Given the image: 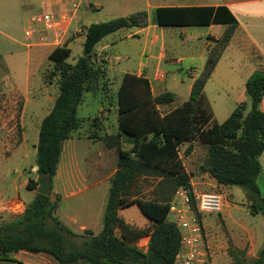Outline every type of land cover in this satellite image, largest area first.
<instances>
[{
    "label": "trees",
    "instance_id": "obj_1",
    "mask_svg": "<svg viewBox=\"0 0 264 264\" xmlns=\"http://www.w3.org/2000/svg\"><path fill=\"white\" fill-rule=\"evenodd\" d=\"M162 11L170 12L159 9L157 15ZM171 11L174 15L169 24H183L184 10ZM188 11L198 12L197 23H207L209 9ZM155 21H159V15ZM210 21L230 27L209 53L201 75L194 80L189 98L182 105L160 115L157 106L172 103L174 95L165 92L153 97L147 80L129 74L123 76L117 91L118 132L104 138L105 146L115 150L116 170L110 180L102 228L96 235L90 230L74 233L61 223L55 216L59 196L51 193V186L48 194L42 193L40 185L45 177L52 181L63 142L80 127L77 107L83 94L96 90L103 78V72L91 61L95 47L105 36L120 29L144 27L148 23L147 13L88 25L82 55L74 64L66 62L70 50L64 45L51 51L50 75L58 77L59 92L39 125L32 167L35 171L30 172L25 185L35 196L21 214L0 217V260L24 251L46 254L56 264H175L180 231L167 219L169 208L179 187L192 192L191 176L184 170L178 148L187 143L184 153L188 155L195 141L206 147V159L200 171L219 185L241 187L251 202V212L264 214V196L256 184L262 171L260 160L264 158V112L259 108L264 98V70L254 71L246 80L245 90L250 100L246 114L244 106L238 105L224 122H209L210 116L201 102L202 91L236 24L224 7H217ZM123 136L128 139V149L122 148ZM142 177L158 180V198L148 200L136 195ZM133 205L149 220L148 228H135L119 216L121 209ZM145 236L149 240L143 251L137 243ZM244 254L245 250L229 247L233 264H264V247L251 262H246Z\"/></svg>",
    "mask_w": 264,
    "mask_h": 264
},
{
    "label": "crops",
    "instance_id": "obj_2",
    "mask_svg": "<svg viewBox=\"0 0 264 264\" xmlns=\"http://www.w3.org/2000/svg\"><path fill=\"white\" fill-rule=\"evenodd\" d=\"M217 7L226 8L236 22L232 30L231 38L220 53L219 59L215 63L204 85L201 96V102L204 103L207 114L210 116L209 122L215 121L220 124L215 119L212 108L215 97L208 93L207 85L211 83L215 88L217 97H220V95L224 94L225 90L229 91L233 89L232 81L234 78H242L241 80L243 84H245L246 80L254 71L264 70V0H187L182 3H173V1H170L169 3L152 4L146 2V11L143 12L147 13V25L144 27L120 29L105 36L95 47L94 56L91 61L94 64L99 63L104 71L100 83L108 82L111 86L116 84V90L118 91L123 76L126 74L134 75L138 78L141 77L147 80L153 97L165 92H170L174 95V101L165 104H172V107L166 113L182 105L188 100L192 84L199 76L196 74L197 70L187 71L186 74L190 76V79L186 81L175 69H171L170 71H165L163 69L164 66H172L175 62H182L183 60L179 58L174 61L172 58V49L168 51L166 47L164 30L169 27L206 28L204 33L192 36L193 41L197 39L201 40L203 43L204 51L197 57L198 61H204V58H206L201 68V71H203L209 53L215 47L216 42L230 27L229 24H215L210 21ZM159 9H167L170 10V12H160V14H158L159 21H155ZM173 9L184 10L183 24H169L170 18L174 15L171 11ZM192 9H209L210 12L207 17V23H197L200 17L198 12L188 11ZM150 10L152 11L150 12ZM191 21H195L197 24L190 23ZM85 29L86 27H83L84 31ZM84 33L80 34L78 37L74 36V40H84ZM141 34H144L145 38L142 41L139 54V35ZM71 35L75 34L70 32L65 37L62 44H64L66 40L69 41L72 38ZM43 48L48 50V59V55L54 48L42 47L41 49ZM33 59V61L36 60L35 58ZM162 71L166 73V76ZM159 73L164 74L163 79L158 77ZM182 87L185 88V90H183L188 94V98L177 103L178 92L181 93ZM97 91L98 88L89 93ZM240 95L243 96V101L240 102L245 105L247 99L244 97H248L246 95V90L244 89L243 93ZM81 102L77 107V114ZM25 104L24 102L22 112L25 108ZM239 104L241 103L234 101L233 106ZM158 106L157 109H159ZM259 108L264 112V98H262ZM112 110L117 113V104L112 107ZM248 111L249 109H245V114ZM108 112L109 111L106 113L104 108L101 107L98 110L97 116L93 118H83L87 124L90 123L88 130L84 132L81 130L83 121L79 118L80 127L73 131L70 137L62 144L57 170L51 181V193L53 195H58L60 199L55 216L61 223L77 234H82L83 231L90 230L96 235L102 228V217L108 197L110 180L116 170V163L112 168V149L105 146L104 138L105 136L116 135L118 132V123L115 134L103 128V123L107 121V116L105 114H108ZM231 113L232 111L226 113L224 117L225 120ZM95 118H98L97 127L91 124ZM121 141L125 143L124 136L121 137ZM126 142L128 144V139ZM88 143L92 145L95 144L96 149H93L91 153L88 152V155H86L83 147L86 146V148L89 149L90 144ZM260 161L262 171L256 179L257 187L264 182V180H262V182L260 181L261 175L264 174V158H261ZM182 165L187 172L184 163H182ZM31 170L35 171V168ZM26 183L27 180H25L21 186L25 187ZM190 183L193 190L200 192H216L214 191L215 189L226 192V189L229 188L217 184L207 173H201L196 182L190 178ZM9 189L10 187L0 188L1 218L9 215L21 214L25 206L31 202L35 196L34 191H29L32 197L29 196L30 199L25 201L19 197V192L16 193V197L8 196L7 194L10 192ZM260 194L264 196V194ZM225 207H228L227 201ZM119 216L126 224L138 229H145L150 226L149 221L143 222L140 226H137L125 220L122 215L119 214ZM167 219L170 222L174 221V217L170 214H168ZM207 227L208 226H204L206 243L209 248V264H214L225 258L226 251H224V249L226 250L229 245H225V241L220 233L213 230L211 227ZM228 236L232 243V247L245 250L246 243L251 234L249 231L244 230L239 233L228 232ZM143 239H146L144 247H139ZM148 240V236L141 238L137 246L145 251L147 249ZM0 264H56V262L46 254H32L20 251L11 254L7 260H0Z\"/></svg>",
    "mask_w": 264,
    "mask_h": 264
},
{
    "label": "rangeland",
    "instance_id": "obj_3",
    "mask_svg": "<svg viewBox=\"0 0 264 264\" xmlns=\"http://www.w3.org/2000/svg\"><path fill=\"white\" fill-rule=\"evenodd\" d=\"M37 1L0 0V188L10 187L8 196L16 197V193L19 192V197L25 201H28L32 194L21 184L28 180L30 172H34L31 169L35 161L34 146L38 140L39 125L49 112L59 92L58 77L50 75L53 62L47 59L48 50L41 49L42 47L28 48L25 45L24 29L28 19L37 8ZM170 1L182 3L187 0H82L76 14L77 21H73L71 25V33L74 32L75 26L87 27L92 23L107 22L118 17H127V15L146 11V2L152 4L169 3ZM205 30V27L166 28L164 32L168 51L172 49L171 54L174 61L179 58L183 60L175 62L172 66H164L163 69L165 71L175 69L186 81L190 79V76L186 74L187 71L197 70L196 74L200 76L206 58L204 61H198L197 57L204 51L203 43L197 39L193 41L192 36L202 34ZM79 35L80 33L71 35V41L66 40L62 44L70 50V55L66 59L69 64H74L77 58L82 55L83 39L74 40V36L78 37ZM144 38V34L139 35V54ZM33 58L36 60L33 61ZM97 64L93 63L94 67L100 72H104L101 65ZM162 72L166 76V73ZM241 79L234 78L233 89L225 90L220 97H217L211 83L207 85L208 93L215 97L212 108L214 117L219 123L225 120L224 117L228 111L233 112L236 109L238 105L233 106L234 101L241 103L239 105H243L244 109H250L248 97H244L247 99L245 105L240 102L243 101V96L240 94L245 89V84ZM97 88V92H87L83 95L77 114L78 118L83 121L81 130L82 132L88 130L90 124H87L83 118L97 116L98 110L102 107L106 113L109 111L108 114H105L107 121L103 123V128L115 134L117 113L112 110V107L117 104L116 84L111 86L108 82H99ZM183 89L185 90L182 87L181 93L178 92L177 103L188 98V94ZM24 102L26 104L22 112ZM171 107L172 104L160 105L157 110L160 115H164ZM97 122L98 118L93 119L92 126L97 127ZM126 140L125 137V143H122L123 149L130 147ZM187 146L186 143L178 148L179 158L181 163H184L191 179L196 182L203 173L200 171V166L206 159V147L195 141L191 153L185 155L184 151ZM83 149L88 155V152L91 153L96 147L95 144H90L89 149L86 146ZM111 152L113 168L116 163V153L114 149ZM262 180H264V174L261 175L260 181L262 182ZM157 182L158 180L153 178H140L136 195L148 200L158 198L160 190ZM258 187L260 193L264 194V182ZM226 190V192L219 189L214 190L223 197L222 210L218 214H202L203 224L220 233L225 245H229V247L232 246V243L228 232L249 231L251 236L245 246L244 258L246 262H251L257 256L258 251L264 247V214L251 212V202L246 198L241 187L231 186ZM226 201L228 207H225ZM119 214L137 226L149 221L136 205L121 209ZM145 242L146 239H143L139 247H144ZM229 247L224 249L226 251L225 258L214 264H233V260L229 256Z\"/></svg>",
    "mask_w": 264,
    "mask_h": 264
},
{
    "label": "built area",
    "instance_id": "obj_4",
    "mask_svg": "<svg viewBox=\"0 0 264 264\" xmlns=\"http://www.w3.org/2000/svg\"><path fill=\"white\" fill-rule=\"evenodd\" d=\"M82 0H38L35 12L24 29L26 46H60L72 31L73 21ZM70 31V32H69ZM83 27H74V34H83ZM160 79L164 78L159 73ZM192 193V197H191ZM194 206V207H193ZM223 206V197L217 192H200L179 187L173 196L169 213L180 231V249L175 264H209V248L206 243L202 214H218Z\"/></svg>",
    "mask_w": 264,
    "mask_h": 264
},
{
    "label": "water",
    "instance_id": "obj_5",
    "mask_svg": "<svg viewBox=\"0 0 264 264\" xmlns=\"http://www.w3.org/2000/svg\"><path fill=\"white\" fill-rule=\"evenodd\" d=\"M50 186H51V179L49 177L43 178L40 185L41 192L44 194H48L50 192Z\"/></svg>",
    "mask_w": 264,
    "mask_h": 264
}]
</instances>
